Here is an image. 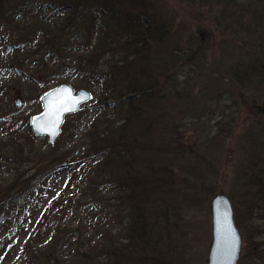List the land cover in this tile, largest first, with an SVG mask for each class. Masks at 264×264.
<instances>
[{
  "label": "rangeland",
  "instance_id": "obj_1",
  "mask_svg": "<svg viewBox=\"0 0 264 264\" xmlns=\"http://www.w3.org/2000/svg\"><path fill=\"white\" fill-rule=\"evenodd\" d=\"M2 1L8 5L21 0ZM38 1L64 3L66 0ZM141 1L147 10L142 16L144 21L150 19L157 24H166L165 39L153 42L150 54L154 65L152 72L159 80L158 91L160 96L162 93L165 96L157 98L154 94L143 107L140 122L149 132L139 136L141 143L136 148V168L141 173L139 197L145 203L151 225L156 227L152 239L158 243L157 250L163 255L159 257L149 249L148 254L156 257L149 259L147 264H208L213 242L212 198L217 193L226 194L234 208L235 223L242 237L238 264H261L253 255V244L246 239L245 230L238 221L244 222L247 216L242 192H253L256 188L251 183L243 185L244 172L255 175L261 172L264 178V112L255 107L256 104L264 105V85L246 87L227 71L234 61L241 60V49L242 54L245 51L253 53L254 46L249 39H237L225 32L217 24L215 9L210 13L207 9L190 6L184 0ZM2 16L0 9V18ZM6 22L0 20V35L8 38L7 42L11 44L25 29L19 21L12 27ZM200 28H208L212 34L206 42L204 58L197 61L198 64L181 66L180 62L176 67L169 66L171 53L186 46L189 37L197 34ZM10 51L0 48V88L3 86L9 91L8 95L0 94V145L3 144L1 140H6L13 132L22 144V150L14 159L12 149L6 148L7 157L2 163L0 159V181L6 187L5 192H0V200L7 194L19 192L24 185L34 197L28 199L19 214L2 212L0 264H16L18 252L38 224H53L59 216H64L62 225L77 226L74 234L66 231L62 248L55 251L58 264H65L74 247L101 238L79 209L73 208L72 202L67 201L66 206L61 202L69 195L68 189L74 186L70 180L80 166L76 162L82 154V148H78L81 135L89 126L91 113L98 112L100 101H104L103 91L87 80L78 81L76 76L69 75L51 82L37 96L32 84L25 81L21 84L18 76L6 71L4 64L11 59ZM99 67L106 69L103 64ZM42 68L34 67L36 80L40 79ZM167 81L176 83L178 88L185 87L184 91L171 90L166 94L168 85L164 87L163 84ZM61 83L72 84L76 91L86 88L93 92V98L84 104V115L66 116L62 133L51 146L47 136H36L32 132L30 119L42 111L40 97ZM107 112L114 117L117 111L109 106ZM125 114L121 111L117 116ZM80 123L82 127L73 134L72 127ZM51 148L57 149L60 158H48ZM65 161L68 164H62ZM46 214L51 217L49 220ZM252 216L251 224L257 231L253 239L263 243L261 254L264 259V200L258 202ZM43 233L35 238L39 246L50 242V234Z\"/></svg>",
  "mask_w": 264,
  "mask_h": 264
},
{
  "label": "trees",
  "instance_id": "obj_2",
  "mask_svg": "<svg viewBox=\"0 0 264 264\" xmlns=\"http://www.w3.org/2000/svg\"><path fill=\"white\" fill-rule=\"evenodd\" d=\"M139 1L66 0L64 3H41L38 0H21L8 5L0 1L3 13L0 20H7L11 27L19 21L25 29L11 44H8V38L0 35V48L11 49V59L4 64L10 75L18 76L21 84L22 81L32 84L37 96L51 82L69 75L76 76L78 81L87 80L101 87L104 95L98 112L91 113L89 126L81 135L82 142L78 148H82V154L76 162L80 166L70 180L73 188L68 189L69 195L61 202L64 206L67 201L72 202L73 208L76 206L79 209L101 238L74 247L69 251L65 264H147L149 259L156 257L148 254L149 249L159 257L163 256L157 250L158 243L152 239L156 227L151 225L148 210L139 197L141 173L136 168V148L141 143L139 136L149 132L147 126L140 122L143 107L148 105L146 103L154 94L157 98L165 96L163 93L160 96L158 91L159 80L152 72L154 65L150 54L153 42L165 39L166 24H157L150 19L144 21L142 16L147 10ZM184 1L210 13L215 9L217 24L225 32L237 39L251 40L253 53L245 51L242 54L241 49V60L234 61L227 71L246 87L264 85V0ZM211 35L208 28H200L197 34L189 37L186 46L178 47L171 53L168 65L176 67L180 62L181 66L198 64L197 61L207 53L206 42L210 41ZM100 64L106 69L101 70ZM35 66L43 67L39 80H36ZM166 85L169 90L166 94L175 90L182 93L185 89L170 81L163 84L164 87ZM0 92L9 94L3 86ZM109 106L117 111L114 117L107 112ZM255 107L264 112V105L256 104ZM121 111L126 114L118 117ZM84 112L72 114V117L82 116ZM81 127L82 123L72 127L73 134ZM70 129L67 127L68 131ZM1 142V163L7 157L6 148L12 149L14 159L21 154L22 144L13 132ZM56 150L51 148L48 151L49 159L60 158ZM62 164H68V161ZM262 174L244 172L243 185L251 183L256 188L253 192H242L245 194L247 216L244 222L238 221L245 230L246 239L253 244V255L261 264L264 261L261 254L263 243L253 239L257 231L251 223L252 211L259 201L264 200ZM24 187L0 200L1 217L4 215L2 212L5 215L19 214L28 199L34 197L29 195L26 185ZM5 191L6 187L0 181V192ZM84 200L88 203L83 204ZM78 204L84 207L79 208ZM45 217L48 220L51 218L47 214ZM60 218L47 226L38 224L18 252L16 264H58L55 251L62 248L66 231L74 234L77 227L62 225ZM40 233L51 236L45 246H39L35 240Z\"/></svg>",
  "mask_w": 264,
  "mask_h": 264
},
{
  "label": "water",
  "instance_id": "obj_3",
  "mask_svg": "<svg viewBox=\"0 0 264 264\" xmlns=\"http://www.w3.org/2000/svg\"><path fill=\"white\" fill-rule=\"evenodd\" d=\"M93 97L86 88L75 90L70 83H61L40 97L42 111L33 114L30 127L36 136H47L54 146L58 141L66 116L80 112ZM20 104V100L18 101ZM213 242L208 264H238L242 237L235 223L230 198L217 193L212 198Z\"/></svg>",
  "mask_w": 264,
  "mask_h": 264
}]
</instances>
